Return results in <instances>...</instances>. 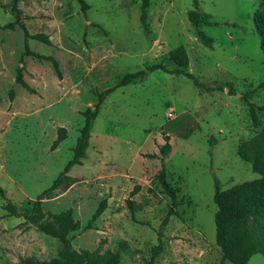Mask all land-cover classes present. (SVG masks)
I'll list each match as a JSON object with an SVG mask.
<instances>
[{
    "label": "rangeland",
    "instance_id": "rangeland-1",
    "mask_svg": "<svg viewBox=\"0 0 264 264\" xmlns=\"http://www.w3.org/2000/svg\"><path fill=\"white\" fill-rule=\"evenodd\" d=\"M83 1L84 13L77 0L18 3L28 33L48 36L51 44L45 45L25 40L18 26L3 28L14 16L12 0H0V264L55 257L60 244L37 225L67 208L73 210L74 250L119 251L120 264H144L169 205L153 180L165 135L171 147L166 177L178 188L177 205L162 229L155 264H217L214 186L225 190L257 177L236 149L264 128V112H257L253 124L241 99L264 80V52L252 19L264 13V0H197L198 12L211 24L200 28L212 39L210 48L195 37L191 0H149L145 26L140 0ZM24 42L53 57L60 77L50 62L25 56L21 63ZM177 46L185 48L186 71L199 82L220 87L231 82L234 94L208 93L184 76L158 70L114 90L91 122L82 164L71 167L69 178L36 208L37 197L70 159L82 113L92 108L95 95L148 65L173 69L168 54ZM20 65L32 93L14 83ZM250 101L264 105V88ZM58 128H64L65 139L52 149ZM134 186L139 187L131 197L135 221L125 204ZM6 200L19 217L4 210ZM102 200L104 211L91 220ZM246 264H264V258L253 255Z\"/></svg>",
    "mask_w": 264,
    "mask_h": 264
},
{
    "label": "trees",
    "instance_id": "trees-1",
    "mask_svg": "<svg viewBox=\"0 0 264 264\" xmlns=\"http://www.w3.org/2000/svg\"><path fill=\"white\" fill-rule=\"evenodd\" d=\"M20 1L22 0H12L10 10L14 16V20L4 25L3 28L13 29L15 26H18L22 30L25 40L32 39L45 45H50L51 42L48 36L41 33H28L20 18V9L18 7ZM77 1L80 4L81 11L84 13L88 8L87 4L83 0ZM191 3L192 10L189 11L188 16L190 24L194 29L195 37L205 47L210 48L212 39L202 32L200 28L210 26L211 24L208 22L206 15H202L198 12L197 0H191ZM149 4V0H140L139 21L143 26L146 25ZM252 19L255 32L260 38V49L264 52V13L255 12ZM25 56L32 57L39 61L50 62L55 74L57 77H60L56 60L51 56L41 55L30 50L26 42H24L23 46L21 63L22 58ZM168 57L169 61L174 66L173 69H169L160 63L148 65L144 69L122 75L116 83L108 85L95 95L96 101L92 108L86 109L82 113L83 125L79 129V135L71 149L70 159L65 163L51 185L43 190L37 197L35 201L36 208L39 207L41 199L50 198L52 194L60 188L63 181L69 178L67 174L71 167L82 164V160L85 158L86 150L89 145L91 122L97 115L99 105L114 90L129 85L136 80L143 79L149 72L158 70L170 75L184 76L190 80L193 85L208 93L226 90L227 95L234 94L233 83L231 82H226L225 87L205 86L191 73L186 71L189 59L183 46H177L170 50ZM14 83L28 92H34L23 79V67L21 65L18 66L15 71ZM261 88H264V80L259 82L255 88L241 93V99L247 106L248 114L253 124L257 121V112H264V105L257 107L250 101L254 92ZM12 94V90H9V98H12ZM63 139H65V130L64 128H58L56 138L53 140L51 148H56ZM162 139L163 144L158 146L159 156L157 157L160 168L153 177V180L157 181L162 192L168 197L169 205L165 211V216L159 224L157 244L150 249L149 258L144 264H155V260L162 249V229L166 226L168 218L176 215V193L178 192V188L170 185L166 177V168L164 165V159L170 153L171 147L167 135ZM236 155L250 165L251 171L256 174L257 177L250 181L237 183L225 190H221L218 185L214 186L213 203L216 207L213 215L215 231L214 240L221 254L220 261L217 264H246L253 255H260L264 258V128L260 129L249 140L240 144L236 149ZM138 189V186H134L125 199L130 218L133 221H135V202L131 197L138 192ZM148 191L151 192L149 189ZM105 204V200L99 203L91 220H95L100 216L105 209ZM3 208L7 211L9 216H20L15 206L8 200H6ZM27 218L34 222L38 221L37 216L29 215ZM139 224L144 225L145 223L139 222ZM37 229L41 233L56 239L60 244V249L57 251L56 256L49 260L37 261L26 259V264H120L121 257L119 251H105L99 253L98 250H74L72 248L71 234L75 230L72 208H67L58 213L51 214L50 222L37 225Z\"/></svg>",
    "mask_w": 264,
    "mask_h": 264
},
{
    "label": "built area",
    "instance_id": "built-area-1",
    "mask_svg": "<svg viewBox=\"0 0 264 264\" xmlns=\"http://www.w3.org/2000/svg\"><path fill=\"white\" fill-rule=\"evenodd\" d=\"M168 116H169V117H171V115H170V114H169Z\"/></svg>",
    "mask_w": 264,
    "mask_h": 264
}]
</instances>
